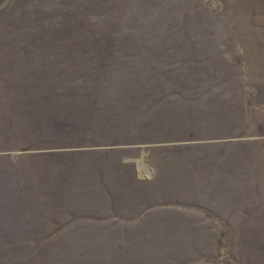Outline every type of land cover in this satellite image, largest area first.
I'll return each instance as SVG.
<instances>
[{"label": "rangeland", "instance_id": "1", "mask_svg": "<svg viewBox=\"0 0 264 264\" xmlns=\"http://www.w3.org/2000/svg\"><path fill=\"white\" fill-rule=\"evenodd\" d=\"M0 264H264V0H0Z\"/></svg>", "mask_w": 264, "mask_h": 264}]
</instances>
